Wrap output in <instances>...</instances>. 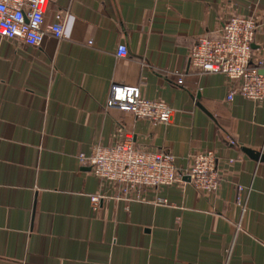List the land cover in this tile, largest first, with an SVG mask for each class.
I'll use <instances>...</instances> for the list:
<instances>
[{
  "label": "crops",
  "instance_id": "crops-1",
  "mask_svg": "<svg viewBox=\"0 0 264 264\" xmlns=\"http://www.w3.org/2000/svg\"><path fill=\"white\" fill-rule=\"evenodd\" d=\"M58 12L62 38H0V264H264V160L245 151L264 155V99L226 100V77L188 60L234 15L255 19L252 60H264V0H48L44 25ZM113 83L166 103L168 122L106 108ZM123 133L177 169L212 150L219 186L115 199L77 156Z\"/></svg>",
  "mask_w": 264,
  "mask_h": 264
},
{
  "label": "built area",
  "instance_id": "built-area-1",
  "mask_svg": "<svg viewBox=\"0 0 264 264\" xmlns=\"http://www.w3.org/2000/svg\"><path fill=\"white\" fill-rule=\"evenodd\" d=\"M47 5L48 0H0V38L34 47L40 46L46 35L62 38V13L55 15L54 22L44 25ZM256 28L251 16H230L214 36L198 37L188 52L189 65L198 73H219L226 77L228 101L234 96L252 101L264 99V60H252ZM126 54V47L119 45L116 56ZM176 82L181 84L182 79L179 77ZM105 107L157 123H167L170 115L166 103L144 98L137 85L113 83ZM77 158L81 166H86L92 175L116 190L117 200L141 199L146 189L157 190L177 183H189L199 193L208 194L215 191L222 180L212 150L190 154L188 166L177 169L169 152L137 148L127 133L114 145L96 146L92 154L79 153ZM241 188L237 186L238 192ZM98 200L99 196L91 197L93 208ZM153 202L166 204L167 200L156 196Z\"/></svg>",
  "mask_w": 264,
  "mask_h": 264
},
{
  "label": "water",
  "instance_id": "water-1",
  "mask_svg": "<svg viewBox=\"0 0 264 264\" xmlns=\"http://www.w3.org/2000/svg\"><path fill=\"white\" fill-rule=\"evenodd\" d=\"M245 151L252 156L255 159H259V160H264V155H260L258 152L255 151H251V150H247L245 149ZM186 180H188V178L186 177Z\"/></svg>",
  "mask_w": 264,
  "mask_h": 264
}]
</instances>
